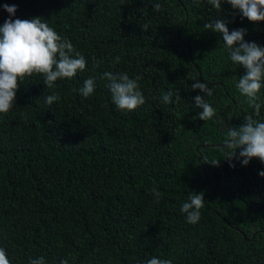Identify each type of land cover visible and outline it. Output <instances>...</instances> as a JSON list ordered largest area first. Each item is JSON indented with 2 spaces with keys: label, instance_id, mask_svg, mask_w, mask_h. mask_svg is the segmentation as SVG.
<instances>
[{
  "label": "trees",
  "instance_id": "1",
  "mask_svg": "<svg viewBox=\"0 0 264 264\" xmlns=\"http://www.w3.org/2000/svg\"><path fill=\"white\" fill-rule=\"evenodd\" d=\"M5 4L16 6L13 20L46 21L87 61L52 89L42 76L26 77L0 114V247L11 264H264V164L242 166L238 151L225 159L223 132L250 115L264 122V87L256 116L235 87L244 69L203 27L223 19L264 47V21L207 0H0V26ZM105 71L141 76L146 103L117 110ZM193 77L212 90L210 120L196 118L203 93L191 88ZM88 78L95 91L85 99L73 90ZM53 93L60 100L49 106ZM201 192L205 206L190 225L180 207Z\"/></svg>",
  "mask_w": 264,
  "mask_h": 264
},
{
  "label": "clouds",
  "instance_id": "2",
  "mask_svg": "<svg viewBox=\"0 0 264 264\" xmlns=\"http://www.w3.org/2000/svg\"><path fill=\"white\" fill-rule=\"evenodd\" d=\"M207 2L218 11L221 10L222 3H227L250 23L264 21V0H207ZM160 8L159 3L154 5L155 10ZM3 10L9 14V18L0 26V114H7L15 104L20 82L26 77L42 76L44 85L52 89L57 80H71L78 72H82L87 61L67 38L58 34L43 19L37 17L13 20L11 17L17 10L16 6L5 4ZM203 27L222 37L230 61L244 69V74L240 76L235 87L248 107L254 109V114L259 116L261 108L259 93L264 87V47L255 42L245 41L246 30L243 28L230 32L223 19L207 22ZM92 59L93 68L101 63L95 57ZM115 63H119V57L115 58ZM101 79L107 81L106 87L117 110L131 112L146 103L139 85L141 76L133 79L127 73L105 71ZM193 81L191 85L193 91L199 90L203 93V96L197 95L194 98L196 108L201 110L196 118L202 121L210 120L216 116V111L206 101L205 96H212V90L208 84L198 82L196 77H193ZM73 91L87 99L95 91V80L88 78L82 87ZM173 95L172 91H168L162 93L160 99L166 105L171 104ZM180 99L176 93L175 102L178 103ZM59 100L60 95L53 93L45 98V103L51 106ZM23 119H27L26 114ZM223 132L226 137L224 146L231 150L225 159H232L238 151L242 166H246L254 158L264 164V122L253 119L250 115L245 117V121L238 128L229 126L224 128ZM218 163L219 160H215L211 164ZM258 175L264 177V171ZM151 191L158 203L163 194L155 187ZM204 202L203 192L188 195L180 207L186 223L195 225L199 222ZM0 264H11L3 247H0ZM29 264H45V261L43 257H39L30 260ZM61 264L68 262L61 260ZM145 264H173V261L153 257Z\"/></svg>",
  "mask_w": 264,
  "mask_h": 264
}]
</instances>
